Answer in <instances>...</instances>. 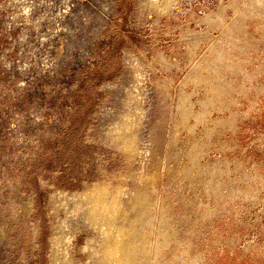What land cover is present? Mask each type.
<instances>
[{
  "label": "rangeland",
  "instance_id": "374dc122",
  "mask_svg": "<svg viewBox=\"0 0 264 264\" xmlns=\"http://www.w3.org/2000/svg\"><path fill=\"white\" fill-rule=\"evenodd\" d=\"M157 1L0 0V264H101L98 186L131 264H264V0Z\"/></svg>",
  "mask_w": 264,
  "mask_h": 264
},
{
  "label": "bare ground",
  "instance_id": "6f19581e",
  "mask_svg": "<svg viewBox=\"0 0 264 264\" xmlns=\"http://www.w3.org/2000/svg\"><path fill=\"white\" fill-rule=\"evenodd\" d=\"M151 5L156 7L155 5H162V3L158 2L157 0H151ZM170 5V4H169ZM168 6H164L160 10L164 11L168 8ZM167 9V10H168ZM134 123L132 127H134ZM124 147L131 153L134 154L136 152V146H135V139L133 135L126 140L124 143ZM160 176V174H159ZM158 177L155 175L153 178L149 179H157ZM142 182L143 188L147 187L146 179L142 176ZM149 187L151 188V191L156 195V190L153 184H150ZM120 193V188H115L114 192H109L106 188V186H98L95 187L90 194L91 199V205L92 210L95 214L96 221L99 223H105L107 224V229L105 230V240L102 247V263L101 264H131L135 263V260H131V256L128 254H131L129 252L130 250L127 249V242L133 244V247L131 248L133 252H135L136 248H134V242L129 241L126 236L131 231V228H127L126 232H121L118 229H116L113 226L112 220H114L115 217L121 216L123 213V216H125V212H123V208L119 205L117 198L118 194ZM142 194V191H138V195L140 196ZM144 196V195H142ZM163 206L167 209V211L170 212V208L167 203H164ZM121 234V236H120ZM176 234V233H175ZM174 234V235H175ZM176 236V235H175ZM149 239L145 238L141 241V243H137L138 247H145L147 244V241Z\"/></svg>",
  "mask_w": 264,
  "mask_h": 264
}]
</instances>
